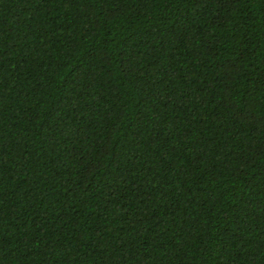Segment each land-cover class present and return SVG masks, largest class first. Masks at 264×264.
I'll return each instance as SVG.
<instances>
[{
  "label": "trees",
  "instance_id": "obj_1",
  "mask_svg": "<svg viewBox=\"0 0 264 264\" xmlns=\"http://www.w3.org/2000/svg\"><path fill=\"white\" fill-rule=\"evenodd\" d=\"M0 264H264V0H0Z\"/></svg>",
  "mask_w": 264,
  "mask_h": 264
}]
</instances>
